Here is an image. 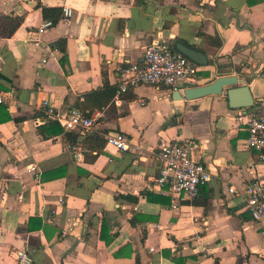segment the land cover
I'll return each instance as SVG.
<instances>
[{"label": "crops", "instance_id": "crops-1", "mask_svg": "<svg viewBox=\"0 0 264 264\" xmlns=\"http://www.w3.org/2000/svg\"><path fill=\"white\" fill-rule=\"evenodd\" d=\"M250 1L0 0V19H21L0 36V88L16 91L11 106L0 105V264H20L19 253L32 264H264L261 227L229 193L264 181V162L237 120L264 113V0ZM45 7L73 16L40 33ZM61 39L65 55L55 47ZM154 42L181 43L208 65L196 63L197 75L174 89L140 86L113 98L117 116L95 110L86 134L44 118V101L88 114L85 94L117 89L119 69ZM220 76L246 81L255 106L185 98ZM117 134L128 150L107 144ZM77 135L104 147L76 145ZM162 141L198 146L194 157L211 181L196 200L160 194Z\"/></svg>", "mask_w": 264, "mask_h": 264}, {"label": "built area", "instance_id": "built-area-1", "mask_svg": "<svg viewBox=\"0 0 264 264\" xmlns=\"http://www.w3.org/2000/svg\"><path fill=\"white\" fill-rule=\"evenodd\" d=\"M63 16L71 18L72 9L65 8ZM52 26L54 23L47 20L39 32L43 33ZM173 48L168 44L154 42L146 48L140 59L124 63L119 69L120 82L114 103L117 104L123 94L140 86L174 89L195 77L199 72V66ZM15 101L16 91L14 89L4 91L0 88V105L9 107ZM43 109L44 118L61 123L67 132L79 131L86 134L92 130L96 122L95 118L79 108L57 110L48 101H44ZM237 120L248 127L247 147L258 153L259 159L264 162V113L249 117L245 113ZM107 144L120 151H126L129 148L128 139L123 134L109 136ZM197 148L196 143L192 141H162L157 146L160 169L155 183L160 194L170 195L174 203L180 199L196 200L201 187L211 181L210 172L194 157ZM29 172L36 173L37 167L32 165ZM229 193L243 199L248 213L260 225L264 234V181L254 182L243 190L231 187ZM18 260L20 264H32L31 257L26 253H19Z\"/></svg>", "mask_w": 264, "mask_h": 264}, {"label": "water", "instance_id": "water-1", "mask_svg": "<svg viewBox=\"0 0 264 264\" xmlns=\"http://www.w3.org/2000/svg\"><path fill=\"white\" fill-rule=\"evenodd\" d=\"M173 47L199 66L206 67L208 65V59L204 54L192 50L181 43H177ZM207 96H225L232 110H247L254 107L256 104L247 82L238 80L236 76H220L210 85L191 87L185 91V98L187 100H194Z\"/></svg>", "mask_w": 264, "mask_h": 264}, {"label": "trees", "instance_id": "trees-1", "mask_svg": "<svg viewBox=\"0 0 264 264\" xmlns=\"http://www.w3.org/2000/svg\"><path fill=\"white\" fill-rule=\"evenodd\" d=\"M258 2V0L250 1V4ZM43 15L46 20H51L54 24H57L63 17V9L60 8H43ZM21 19L14 17H5L0 19V36L8 37L12 35L15 30L20 26ZM55 47L58 48L65 55L66 48V40L61 39L55 43ZM175 49V48H173ZM66 56L61 59L62 64L65 61ZM116 88H112L109 85H105L103 89L92 91L90 93L85 94V99L83 101V109L88 110V115L91 114L95 110H104L107 109V112L110 116L116 117L115 108L112 104L113 98L116 93ZM75 138L76 145H86L90 148L94 149L96 152H100L104 143L100 142V144L96 146H90L85 141L79 143L80 135H77ZM107 226V222L103 224V229ZM182 263V262H181Z\"/></svg>", "mask_w": 264, "mask_h": 264}]
</instances>
